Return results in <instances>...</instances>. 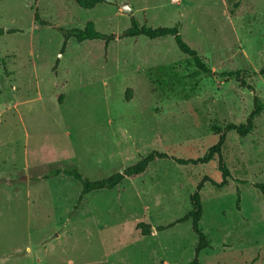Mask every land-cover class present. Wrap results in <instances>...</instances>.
Returning a JSON list of instances; mask_svg holds the SVG:
<instances>
[{
  "label": "rangeland",
  "instance_id": "1",
  "mask_svg": "<svg viewBox=\"0 0 264 264\" xmlns=\"http://www.w3.org/2000/svg\"><path fill=\"white\" fill-rule=\"evenodd\" d=\"M79 1L0 0V264H190L193 221L176 222L205 178L224 179L217 156L176 160L203 159L223 135L231 176L200 192L210 247L198 260L264 264V113L246 137L225 131L246 122L255 96L264 102V0ZM133 18L178 25L216 75L200 73L173 36L120 39ZM89 25L115 40L70 39L64 50L54 28ZM154 151L169 158L80 203L72 177L41 180L55 169L103 180ZM141 222L165 229L143 236Z\"/></svg>",
  "mask_w": 264,
  "mask_h": 264
},
{
  "label": "trees",
  "instance_id": "2",
  "mask_svg": "<svg viewBox=\"0 0 264 264\" xmlns=\"http://www.w3.org/2000/svg\"><path fill=\"white\" fill-rule=\"evenodd\" d=\"M78 4H81L79 0H77ZM106 0H94V6L97 4H103L106 3ZM35 21L42 25L46 26L48 23L41 19L38 12L35 14ZM62 33V35L65 37V44H64V50L66 48V45L70 39H75L79 43H83L85 41H104L106 45H109L112 41L115 40L116 35H106L101 32L96 31L93 26H87L85 29H79V28H73L70 30H65L63 28H54ZM9 33H16V30L9 31ZM4 34V30H0V36ZM140 36H144L149 38L150 40H156L159 38H163L166 36H173L175 39V42L180 49V51L192 58L193 63L197 70L204 74L207 77H214L216 73L212 71V69L203 61L199 53L192 49L182 38V35L180 34L179 26L176 25L174 27H159V28H152L148 27L146 25H140L134 18L132 19L131 27L121 33L119 35L120 39H126V38H137ZM1 62V60H0ZM158 69L165 70V66H160ZM261 75H264V69L260 72ZM226 74H223L221 76H225ZM228 76L237 77V79L241 80L242 86L247 87L245 81L241 79V73L240 72H231L228 74ZM250 90H254L253 87H249ZM264 113V102H262L259 97H254V109L251 112V114L248 116L245 123L241 124H234L230 123L225 127L226 132L235 131L237 132L241 137H246L250 133L253 132L255 128V119ZM225 143V135L222 136L219 143L212 147L209 152L206 154V156L203 159H199L197 161H189V160H176L179 164H197V163H203L206 164L210 162L212 159H214L216 156L219 157V170L222 173L223 176V183L220 185H217L213 183L209 178H205L197 187V192L191 197V203H192V210L191 212L185 216L183 219L177 221L176 223H182L188 220L193 221V231L196 234L198 238V245L196 254V259L191 262L190 264H202L198 260V256L200 252L203 250H206L210 247V242L208 240V237L204 234L202 229L200 228V222L202 220L203 216V205L201 200V190L203 189L206 182H211L214 186L217 187H224L227 185L228 178L231 176L230 171L224 166L223 163V155H222V149L223 145ZM169 156L165 153L160 152H151L145 157L141 158L136 164L133 166H130L126 168L123 172L115 173L112 176L98 181H91L88 178H86L83 174H81L77 169H55L48 174L44 175L41 180H50L55 177H59L61 175H65L68 177H72L82 185V193L79 198V203L83 200L84 196L98 191H110L118 187L126 178H131L138 176L140 174H143L148 167L155 162L156 160H164L168 159ZM256 187L260 189L262 192H264V184H257ZM172 224L171 226H173ZM169 226V227H171ZM151 226L149 224H146L144 222H141L137 225V229L141 230V233L143 236H150L151 235ZM167 228V227H166ZM165 227H160L159 229H156V231L164 230Z\"/></svg>",
  "mask_w": 264,
  "mask_h": 264
},
{
  "label": "water",
  "instance_id": "3",
  "mask_svg": "<svg viewBox=\"0 0 264 264\" xmlns=\"http://www.w3.org/2000/svg\"><path fill=\"white\" fill-rule=\"evenodd\" d=\"M122 9H123V13L126 15H133L134 13V11L127 6H124ZM151 230H153V232H156L155 229H151Z\"/></svg>",
  "mask_w": 264,
  "mask_h": 264
}]
</instances>
